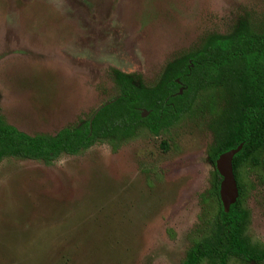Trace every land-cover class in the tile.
I'll list each match as a JSON object with an SVG mask.
<instances>
[{
    "label": "rangeland",
    "instance_id": "374dc122",
    "mask_svg": "<svg viewBox=\"0 0 264 264\" xmlns=\"http://www.w3.org/2000/svg\"><path fill=\"white\" fill-rule=\"evenodd\" d=\"M241 21L263 32L264 0H0V114L28 134L77 126L117 97L114 69L153 85L173 56ZM220 103L201 91L177 123L116 151L2 160L0 264H178L218 212L201 196ZM262 167L241 176L248 233L264 244Z\"/></svg>",
    "mask_w": 264,
    "mask_h": 264
},
{
    "label": "trees",
    "instance_id": "16d2710c",
    "mask_svg": "<svg viewBox=\"0 0 264 264\" xmlns=\"http://www.w3.org/2000/svg\"><path fill=\"white\" fill-rule=\"evenodd\" d=\"M119 93L93 119L62 128L53 135L28 134L0 114V162L7 158L51 164L63 154L77 155L97 142L113 151L135 138L140 128L157 135L189 113L199 92H218L220 109L209 119L212 139L207 149L217 157L242 143L232 160L238 198L224 212L218 195L220 176L201 201L214 199L217 214L198 228L196 238L178 264H264V244L248 233L249 211L243 205L247 187L244 167L264 170V31L241 21L228 33H213L199 46L183 51L163 66L153 85L114 69ZM182 88V92L178 93ZM148 111L142 116V111Z\"/></svg>",
    "mask_w": 264,
    "mask_h": 264
},
{
    "label": "water",
    "instance_id": "95a60500",
    "mask_svg": "<svg viewBox=\"0 0 264 264\" xmlns=\"http://www.w3.org/2000/svg\"><path fill=\"white\" fill-rule=\"evenodd\" d=\"M182 92V88L179 89L178 93ZM114 99L104 103L96 109L91 117V120L95 114L104 105L111 103ZM148 111H142V116H146ZM242 143L237 147L221 153L214 162L216 171L220 176V182L218 187V195L224 212H227L230 206L235 203L238 198V187L233 173L232 160L234 155L241 149Z\"/></svg>",
    "mask_w": 264,
    "mask_h": 264
}]
</instances>
